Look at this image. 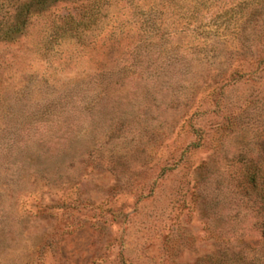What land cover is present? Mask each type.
<instances>
[{
  "label": "rangeland",
  "instance_id": "1",
  "mask_svg": "<svg viewBox=\"0 0 264 264\" xmlns=\"http://www.w3.org/2000/svg\"><path fill=\"white\" fill-rule=\"evenodd\" d=\"M97 2L0 43V264L264 257L239 177L264 162V0Z\"/></svg>",
  "mask_w": 264,
  "mask_h": 264
},
{
  "label": "trees",
  "instance_id": "2",
  "mask_svg": "<svg viewBox=\"0 0 264 264\" xmlns=\"http://www.w3.org/2000/svg\"><path fill=\"white\" fill-rule=\"evenodd\" d=\"M101 1L104 3L106 0H98L97 6L100 8ZM58 0H30L27 1L22 9L19 8L18 13H13L16 11L15 4L11 6H5L3 1H0V43L13 41L17 36L21 34L25 27L26 17L32 15V9L49 6L57 3ZM97 6L91 11H87L84 8H81L82 14L68 15L63 18L64 26L63 29L65 32L75 34L79 29L85 30L88 29L95 16ZM15 9V10H13ZM14 14V15H13ZM63 31V32H64ZM240 179L241 185L246 193V195L255 203L257 206V213L259 215V223L256 230L259 233V236L264 240V162L261 159H255L247 157L243 160L240 167ZM214 264H264V257L255 256L249 257L245 256L244 253L235 254V256L228 262L225 258V255L216 258Z\"/></svg>",
  "mask_w": 264,
  "mask_h": 264
}]
</instances>
